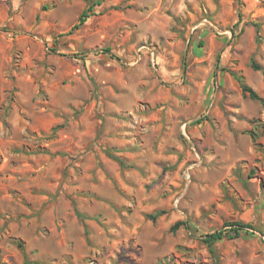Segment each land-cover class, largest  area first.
Instances as JSON below:
<instances>
[{
    "label": "rangeland",
    "instance_id": "374dc122",
    "mask_svg": "<svg viewBox=\"0 0 264 264\" xmlns=\"http://www.w3.org/2000/svg\"><path fill=\"white\" fill-rule=\"evenodd\" d=\"M0 264H264V0H0Z\"/></svg>",
    "mask_w": 264,
    "mask_h": 264
},
{
    "label": "trees",
    "instance_id": "16d2710c",
    "mask_svg": "<svg viewBox=\"0 0 264 264\" xmlns=\"http://www.w3.org/2000/svg\"><path fill=\"white\" fill-rule=\"evenodd\" d=\"M96 3H98V1H96ZM93 4H91V6ZM85 17H87V13L83 12L82 15L79 17L78 23L75 24L73 27L75 28L79 24L84 22L85 21ZM103 50L106 53L110 52L109 51L110 50L109 47H105ZM250 66L253 69H255V70L260 69L259 65L256 64L252 60H251ZM237 81H238L239 87L241 89V92H242V94L244 96H247V97H249L250 99H253V100L262 101L261 97L257 94V92L252 87H250L249 85H247L245 83V81H244L242 76L237 77ZM195 122H199V120H197ZM157 215L158 214H148V218H150L151 220H155ZM179 224H182V222L174 223L172 225V227H171V230H174L175 228H177V226ZM226 225H229L230 228L214 230L212 232H209V233L205 234L204 238L202 239V241L208 246V248H210L211 251H212V246H213V244L216 241L222 240L224 238H228V239L237 238V237L240 236L242 230H245L246 228H252V226L249 223H242L240 221L228 222V223H226Z\"/></svg>",
    "mask_w": 264,
    "mask_h": 264
}]
</instances>
